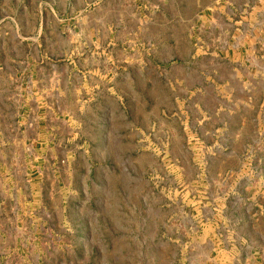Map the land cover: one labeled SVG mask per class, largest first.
Instances as JSON below:
<instances>
[{
	"label": "rangeland",
	"instance_id": "obj_1",
	"mask_svg": "<svg viewBox=\"0 0 264 264\" xmlns=\"http://www.w3.org/2000/svg\"><path fill=\"white\" fill-rule=\"evenodd\" d=\"M123 1L120 7L115 0H74V8L66 9L67 0H0V107L11 106L12 124L5 128L12 136L23 132L18 121L24 112L18 108L23 100L21 77L32 63L28 57L68 49L69 32L51 28L56 18L76 25L82 36L97 33L82 27L88 23L118 25L120 31L111 33L131 54L147 46L148 39L156 41L160 53L167 45L176 57L183 49L193 53L190 32L152 26L139 30L146 20L136 16L137 3ZM54 2H60L57 15ZM41 22L50 27L39 30ZM207 82L198 94L160 96L156 134L141 132L137 158L124 144L121 159L91 160L85 157L83 142H57L72 136L67 113L41 111L42 133L56 137L46 147L58 148L59 158L51 149L38 150L45 144L34 145L38 151L31 149V141L21 160L13 154L12 237L6 249L0 243V264L261 263L236 237L248 233L249 227L247 216L236 213L235 206L242 201L243 210H248L255 196L264 199L254 192L259 185L264 190V110H251L249 96L214 90ZM164 104L170 112L161 110ZM235 104L238 110L227 108ZM147 115L141 108V122L149 123ZM57 120L62 125H56ZM221 122L228 125H218ZM35 134L28 128L29 137ZM238 169L243 193L232 190L237 180L231 172ZM212 211L221 214L214 217ZM211 221L220 229L217 235L207 227ZM234 247L241 252V263L228 260L235 255Z\"/></svg>",
	"mask_w": 264,
	"mask_h": 264
},
{
	"label": "crops",
	"instance_id": "obj_2",
	"mask_svg": "<svg viewBox=\"0 0 264 264\" xmlns=\"http://www.w3.org/2000/svg\"><path fill=\"white\" fill-rule=\"evenodd\" d=\"M88 1L83 0L84 4ZM73 2L67 0L64 5L66 9L74 8ZM115 2L120 7L124 5L123 0ZM135 2L136 16L146 20L139 30L152 26L153 29L167 32H190L191 42L195 40L193 53L183 49L181 56L176 57L168 45H165L168 50L160 53L156 41L148 39L147 46L138 47V52L131 54L123 40L111 33L120 31L118 25L88 23L82 27H89L97 33L82 36L76 33L81 29H77L73 23L63 24L57 18L55 22L53 20V30L69 32L66 40L68 49L66 53L58 54L47 49L42 50L44 54L28 57L32 63L28 62L27 72L21 77L23 100L18 108L19 112H24L19 114L21 117L18 121L20 130L23 127L22 134L12 136L6 130L5 127L12 124L11 106L4 104L0 107V208H3L0 212V215L3 214V219H0L3 224L0 226V243L4 249L10 246L12 237L9 223L13 206V154L17 160H21L22 156L27 155L28 142L31 141V149H51L59 158L58 148L46 147L49 140L54 141L56 137L42 133L44 117L40 116L41 111L46 115L49 112L55 115L56 112L59 115L60 112L62 115L67 113L69 126L73 127L72 136L57 142L65 139L68 143L83 142L86 144L85 157L92 160L97 157L121 159L124 144L128 145L130 156L137 158L141 132L145 136L146 130L148 137L156 134L155 111L162 101L160 96H178L180 99L189 91L198 94L205 80H208L207 86L214 90L225 88L231 95L240 93L249 96L247 105L251 110H264V0ZM59 7L60 2L53 3V15H57L56 9ZM157 15L162 18H155ZM47 25L41 22L37 28L44 30L50 27ZM132 30H135L134 26ZM171 38L176 40L174 35ZM160 107L163 108L161 110L171 111L165 104ZM237 107L235 104L227 108L238 110ZM141 108L149 115L147 124L141 122ZM59 121H56V125L60 126L62 123ZM218 125L226 127L228 124L221 122ZM28 128H34L36 134L29 137ZM38 144H45V148L35 149L34 145ZM69 153L74 155L75 152L70 149ZM232 154L230 150L229 155ZM231 174L237 180L232 190L243 193L239 169ZM248 186L247 189H251ZM254 192L264 196L261 185ZM38 193L35 191L36 195ZM261 198L255 196L251 199V209L248 210H243L245 206L241 204L242 201H237L235 206L236 213L247 216L249 227L248 233H237L236 237L244 240L245 247L253 251L251 255H259L261 263L252 261L254 264H264V199ZM220 214L212 211L214 217ZM214 224L211 221L207 227L216 231L217 235L220 229ZM240 248H243L242 244ZM232 250L235 255L228 260L236 259L241 263V259H238L240 250L236 247ZM3 254H6V250Z\"/></svg>",
	"mask_w": 264,
	"mask_h": 264
}]
</instances>
